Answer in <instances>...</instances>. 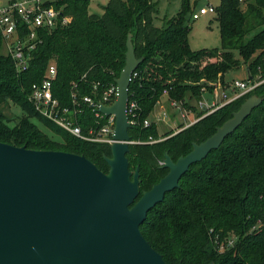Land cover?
<instances>
[{"label": "trees", "instance_id": "obj_1", "mask_svg": "<svg viewBox=\"0 0 264 264\" xmlns=\"http://www.w3.org/2000/svg\"><path fill=\"white\" fill-rule=\"evenodd\" d=\"M91 1H55L61 16L71 21L44 31L29 69L21 75L13 59L2 52L0 31V143L83 155L107 174L109 145L87 142L65 132L40 116L29 96L32 86L45 77L48 66L55 65L54 98L72 108L75 93L81 106L77 119L83 133L99 130L108 118H97L83 98L97 101L115 84L126 63L131 34L136 56L143 61L129 89V100L136 101L140 108L139 124L129 133L132 141L142 143L130 145L128 159L132 171L140 168L141 197L168 174L169 170L159 163L166 153L173 161L187 156L194 143L201 144L213 136L251 96L264 99L263 83L173 137L168 133L160 137L156 124L144 127L163 97L197 112L192 102L203 101L205 91L219 89L232 70L245 66L253 79L259 76L264 80V0H221L214 14L222 47L198 51L189 43L186 0L183 11L161 28L155 25L157 0H108L102 15L90 13ZM256 29L259 32L246 40ZM8 102L19 106L24 116L16 121L8 119L2 111ZM32 120L46 124L60 140H52ZM150 137L165 139L143 143ZM147 215L141 232L166 264H264V101L218 150L193 164L181 178L180 187L166 194ZM230 240L233 244L228 245Z\"/></svg>", "mask_w": 264, "mask_h": 264}, {"label": "water", "instance_id": "obj_2", "mask_svg": "<svg viewBox=\"0 0 264 264\" xmlns=\"http://www.w3.org/2000/svg\"><path fill=\"white\" fill-rule=\"evenodd\" d=\"M128 35L126 63L115 79L117 97L99 109L116 118L107 174L83 155L0 143V264H166L141 232L147 214L264 101L251 96L187 156L173 161L166 153L162 168L168 174L140 197V168L132 171L128 159L127 108L133 74L143 60ZM247 76L253 80L248 69Z\"/></svg>", "mask_w": 264, "mask_h": 264}, {"label": "built area", "instance_id": "obj_3", "mask_svg": "<svg viewBox=\"0 0 264 264\" xmlns=\"http://www.w3.org/2000/svg\"><path fill=\"white\" fill-rule=\"evenodd\" d=\"M55 1L60 0H3L0 2V31L2 39H4L5 55L10 56L15 64V69L19 75L24 74L30 67L33 59V51L42 42L44 31L54 30L59 25H68L70 18L61 16V11L56 8ZM208 13H215V8L212 6L203 7L197 13H193V19L199 20L201 16ZM46 75L39 84H34L29 96V102L33 104L36 112L45 119H48L59 126L65 132L72 136H76L87 142H97L109 147L116 143L113 130L116 123L114 116L105 117L99 112L102 105L109 106L115 102L117 97V85L110 86L103 93L100 99L94 101L91 97H84L83 102L91 106L97 118H108L107 124L99 130L91 129L87 134H84L82 128L78 125V114L81 113L80 103L76 101V94H73L74 106L72 108L62 106L58 99L53 95V83L57 79L58 71L55 65H50L46 69ZM139 76L137 72L133 74L132 81ZM264 80H260L259 76L254 77L252 81L237 80L231 86L227 93H223L222 102L219 105H213L214 108L208 106L207 102H198V111L184 107L183 103L172 100L171 106L179 110L180 116L183 119V128L202 120L207 115L221 109L223 106L236 102L241 97L252 93L257 87L262 85ZM167 95V92L164 93ZM159 104V103H158ZM139 105L136 101H130L127 108V115L130 117V123L133 126L138 125ZM203 112L202 116L197 113ZM158 120H161L160 115H156ZM193 117L189 120V117ZM189 120V121H188ZM152 122L150 119L144 121V127H150ZM165 138L154 139L150 137L147 144H155L163 141ZM141 144L142 142H134L132 144ZM163 166L164 161L159 162ZM233 244V240L228 242V245ZM221 250H224V246Z\"/></svg>", "mask_w": 264, "mask_h": 264}, {"label": "rangeland", "instance_id": "obj_4", "mask_svg": "<svg viewBox=\"0 0 264 264\" xmlns=\"http://www.w3.org/2000/svg\"><path fill=\"white\" fill-rule=\"evenodd\" d=\"M3 0H0L2 2ZM159 2L158 12L155 16V25L157 27L165 26L166 21L170 20L178 13L183 11L185 0H157ZM188 1V10L186 12V21L190 27V36L189 43L192 50H204L207 49H220L222 47V39L221 32L219 31V23L217 20V16L214 13H208L206 15L201 16L199 20H194L192 15L193 13L199 12V10L203 7L212 6L214 8H218L221 4V0H186ZM108 0H92L90 3L89 11L91 14L102 15L104 13V7L108 4ZM246 2L243 3V8H246ZM259 29L253 30L252 34H250L246 40L250 39L255 35ZM3 54L5 55V50L3 48ZM237 80H247V68L243 66L240 69L232 70L226 74L225 82L222 84L219 89H215L212 92L205 91L203 96V101L207 102L208 106L214 108L213 105H219L222 102L223 93L228 94V90L231 89V86ZM162 101L156 106L155 111L151 115V118H155V122L157 123V128L160 137H165V135L172 134L176 135L183 127L180 125L184 122L180 116L179 110L173 108L171 106V102L167 100V98L163 97ZM192 104L197 107L198 103L193 101ZM4 115L8 119L18 120L23 117V112L19 106L13 104L12 102H8L2 108ZM160 115L161 120L157 119L156 113ZM173 114H176V118H174ZM193 117H189V120H192ZM188 120V121H189ZM37 128L49 136L54 141H59L60 137L56 136L54 131L49 128L46 124L40 123L37 120H32ZM14 125V122L10 124ZM228 242V241H227Z\"/></svg>", "mask_w": 264, "mask_h": 264}, {"label": "crops", "instance_id": "obj_5", "mask_svg": "<svg viewBox=\"0 0 264 264\" xmlns=\"http://www.w3.org/2000/svg\"><path fill=\"white\" fill-rule=\"evenodd\" d=\"M155 109H156V108H155ZM154 111H155V110H154ZM154 111H153V112H154ZM152 114H153V113H152ZM152 114H151V115H152ZM155 114H156V115H158V114H157V112H156ZM151 115H150V116H151ZM173 116H174V118H176V117H177V116H176V114H173ZM149 119H150L152 122H154V121H155V118H154V119H152V118L150 117Z\"/></svg>", "mask_w": 264, "mask_h": 264}]
</instances>
